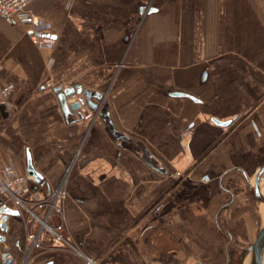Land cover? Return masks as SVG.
<instances>
[{"label":"crops","instance_id":"crops-1","mask_svg":"<svg viewBox=\"0 0 264 264\" xmlns=\"http://www.w3.org/2000/svg\"><path fill=\"white\" fill-rule=\"evenodd\" d=\"M27 10L53 43L36 46L0 17V86L12 85L0 157L27 174L29 153L39 193L65 191L66 236L83 257L29 252L34 227L19 214L0 231V264L3 254L12 264H250L242 252L264 227V174L259 195L254 186L264 0H35ZM57 87L97 93V108L65 119Z\"/></svg>","mask_w":264,"mask_h":264},{"label":"built area","instance_id":"built-area-1","mask_svg":"<svg viewBox=\"0 0 264 264\" xmlns=\"http://www.w3.org/2000/svg\"><path fill=\"white\" fill-rule=\"evenodd\" d=\"M33 1L35 0H0V17L7 23L23 26L34 45H50L53 40L42 36L49 28L48 24L27 10V6ZM11 91L10 84L0 86V106L5 104ZM91 115L92 113H87L83 118L89 119ZM65 196L66 193L61 188L41 195L31 176L17 173L9 162L0 157V223L1 210L9 208L8 204L20 215L25 214L34 227L26 233V249L29 252L62 246L83 257L79 246L66 236L63 210ZM84 259L87 264H95L87 257Z\"/></svg>","mask_w":264,"mask_h":264},{"label":"water","instance_id":"water-1","mask_svg":"<svg viewBox=\"0 0 264 264\" xmlns=\"http://www.w3.org/2000/svg\"><path fill=\"white\" fill-rule=\"evenodd\" d=\"M42 36L46 37L47 34H42ZM204 77V74L202 75ZM54 92L57 94V98L59 101V105L61 107V111L65 117V119H68L70 114L72 112L76 114H80L81 106L86 105L91 110H94L97 108V104H95L92 99H100V96L97 93H92L89 90L81 89L80 87H68L66 89H61L59 87L54 89ZM173 96H187L183 93H172ZM77 96V99H75L71 103H67V99L70 97ZM192 100V97H190ZM99 116L101 118L106 117V114L100 112ZM213 123L219 126H227L230 124L229 121L227 122H220L216 120H212ZM113 128V127H112ZM113 132H116L114 128L112 129ZM26 173L27 175L31 176L33 178L34 183H42L43 177L40 175L33 167L30 155L27 153L26 156ZM264 174V167H262L254 180V186H255V192L257 195L260 194L258 184L259 180L262 179V176ZM19 213L17 210L4 207L1 210V223H0V231L6 232L7 231V220L9 217H18ZM3 237L0 236V241H3ZM264 242V227H261L254 242L250 247H248L245 251L242 252V258L249 256L250 257V264H262V244ZM3 264H12L13 260L11 257H8V254H3Z\"/></svg>","mask_w":264,"mask_h":264},{"label":"bare ground","instance_id":"bare-ground-1","mask_svg":"<svg viewBox=\"0 0 264 264\" xmlns=\"http://www.w3.org/2000/svg\"><path fill=\"white\" fill-rule=\"evenodd\" d=\"M262 254L264 255V242L262 244Z\"/></svg>","mask_w":264,"mask_h":264},{"label":"rangeland","instance_id":"rangeland-1","mask_svg":"<svg viewBox=\"0 0 264 264\" xmlns=\"http://www.w3.org/2000/svg\"><path fill=\"white\" fill-rule=\"evenodd\" d=\"M263 257H264V255H263Z\"/></svg>","mask_w":264,"mask_h":264}]
</instances>
